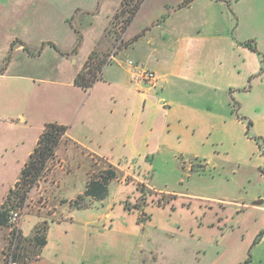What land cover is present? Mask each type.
<instances>
[{
  "label": "crops",
  "instance_id": "1",
  "mask_svg": "<svg viewBox=\"0 0 264 264\" xmlns=\"http://www.w3.org/2000/svg\"><path fill=\"white\" fill-rule=\"evenodd\" d=\"M114 1L112 8L107 6L108 15L101 31L97 33L92 29L108 0H79L78 3L74 0H50V23H62V26L73 31L74 36L69 46L63 49L57 42L50 40V46H47L53 62L50 71L61 74V69L66 68L65 65L72 66L65 88L73 89L78 95L81 93L82 98L74 109L65 110L63 117L51 118L44 123L65 126L67 131L65 139L55 153V163L50 165L46 176L38 183L39 186L30 192L25 208L27 210L30 207V195L37 193L42 196L45 192L48 193V198L44 201L55 204L57 211L49 214L46 219L24 212L20 224L21 234L28 237L41 221L47 222L46 245L32 264H133L134 252L141 248V245H138L136 230L117 222L113 213L118 209L127 217L137 215V227H143L151 220V216L145 211L148 204L143 211L148 219L142 223L138 222L140 211L134 208L125 209L127 199L131 196L124 197L118 204L110 203L109 185L113 182L108 185V194L103 200L85 198L88 207L71 208V202L85 191L90 169L86 172L82 189L73 193H67L70 190L67 189L62 193V181H70L73 174L71 167H65L64 160L60 157L59 149L62 146L65 147V152L70 147L78 148L87 159H104L126 175L129 173L135 180H139L145 175L143 166H147L149 157L170 150L174 144L182 152L181 147L186 146H182L184 141L191 143V146L199 143L204 146L205 142L209 141H226V137L219 139L221 132L226 131V123L220 118L210 123L208 129L202 132L203 127L199 125L202 109L199 104L212 101L226 106L228 103L231 114L235 116L234 121L240 127L243 144L252 145L253 148L255 146L259 151L256 153L254 150L255 152H250L249 155H259L260 162L255 169L260 177L264 178L260 173V168L264 166V157L256 142L246 135L245 122L240 121L232 111L236 104L237 114L250 121L255 134L264 139V132L259 131L264 130V65L261 62L264 58V0H193L181 8L178 6L186 0H158L154 11L150 13L153 20L129 36L128 32L137 23L142 7L149 1L144 0L125 36L129 41L142 30L151 28L110 59V63L102 70L101 79L86 95L74 85V79L94 50L105 54L102 50L107 51L111 45L112 39L108 31L110 20L122 0ZM163 17L162 21L156 23ZM88 35L92 37L90 47L81 52V46ZM78 36L80 44L72 54ZM16 40L18 39H11L8 43V53ZM246 43L258 53L245 46ZM182 46H186L184 50ZM204 47H207L206 53ZM20 49L24 52L22 45L14 46L10 60L12 54ZM204 54L206 59L216 60L219 69L212 68L211 65L207 68L206 64L201 62ZM127 60L139 63L156 73L159 79L157 86L152 89L132 84ZM9 64L6 66V72ZM50 85L59 87L64 84L61 79H50ZM171 89H174L173 93L180 98L178 101L165 97L166 90ZM96 90L98 92L92 97ZM103 93L107 94L112 102L110 108L95 100ZM120 113L123 114L122 117ZM221 125L224 127L221 128ZM38 136L39 134L33 147L27 149L26 159L19 161L20 170L32 153ZM246 156L238 149L237 157L245 159ZM204 162L208 164L205 160ZM18 178L19 176L15 177L1 194L0 206ZM48 179L50 191L43 188V183ZM114 182L125 187L132 186L135 190L132 194L139 193L136 190L137 185L134 188L133 183L124 182L122 179ZM141 184L146 186V183ZM172 201L157 208L171 205ZM43 203L42 201L40 204L44 205ZM171 207L174 210V207ZM223 210L220 206L215 209L218 217L216 222H210V226L224 225L222 213H219ZM56 213L58 218L55 217ZM27 217L32 219L30 224L26 222ZM5 233L6 229L0 228V253L5 242ZM259 258L264 260L263 256L259 255Z\"/></svg>",
  "mask_w": 264,
  "mask_h": 264
},
{
  "label": "rangeland",
  "instance_id": "2",
  "mask_svg": "<svg viewBox=\"0 0 264 264\" xmlns=\"http://www.w3.org/2000/svg\"><path fill=\"white\" fill-rule=\"evenodd\" d=\"M130 2L131 6L142 4L141 0ZM156 2L158 0L145 3L137 23L128 32L129 36L153 20L150 13L154 11ZM114 4V0H108L104 4L101 15L95 20V27L92 29L94 32L101 31L108 15L107 6L112 8ZM121 5L110 20L108 31L112 43L107 51L102 50L109 56L107 59L128 41L125 36L128 28L124 29L128 17L120 13ZM72 32L62 26V23H50V0H0V74H5L0 76V197L15 177L20 175L19 161L26 159L27 149L33 147L44 123L51 118L63 117L64 111L74 109L82 98L81 93L78 95L73 89L65 88L72 66L65 65L61 74L50 71L53 62L48 43L50 40L55 41L60 48H67L74 39ZM91 36L86 37L81 52L90 47ZM11 39H18L16 41L25 47L28 45V50L23 52L20 49L8 61L6 57L11 54H7ZM185 47L182 46V49ZM201 62L207 68L211 65L212 68L219 69V63L212 58L206 59L205 54ZM8 64L10 67L6 72ZM50 79H61L64 85H50ZM218 84L220 85L219 80ZM173 90H166L165 97L178 101L180 98ZM90 91L85 94L88 95ZM96 92L98 91L92 97ZM262 95L264 96L263 93ZM99 97L101 99L95 100L110 108L112 102L107 94L103 93ZM199 107L202 109V117H199L202 132L208 129L210 123L220 118L226 123V131L221 132L219 139L226 137V141H209L204 146L200 143L191 146V143L184 141L182 146H186L181 147L182 152L174 144L170 150L149 157L147 166H143L145 175H142V179L135 180L129 173H123L125 175L122 181L133 183L134 188L135 185L146 183V186L143 185L145 193L146 190H154L152 194L145 196L146 205L148 204L145 211L151 216V220L143 227L136 226L137 215L127 217L118 209L113 213L117 222L136 230L141 248L135 250L133 264H244L248 259L249 264H264V260L259 258V255L264 257V236L258 244L253 245L255 237L264 230V178L255 169L260 162L259 155H249L250 152L259 151L255 146L253 148L252 145L243 144L240 127L236 125L228 103L224 106L219 102H200ZM120 115L123 116L122 113ZM21 118L23 121H20ZM248 137L264 140L255 134L254 127H251ZM203 139L202 137L201 140ZM64 148L62 146L59 149L60 157L64 160L65 167H71L73 174L70 181H62L60 188L62 193L67 189H70L67 193H73L84 187L89 169V174L97 173L107 161L97 157L84 158L75 147L67 148L66 152ZM238 149L247 155L245 159L237 157ZM49 181L48 179L43 183V188L48 191ZM133 191L132 186L125 187L113 182L109 185V202L118 204L124 197L131 196L127 199V206L129 209L134 208L141 194H132ZM47 194L30 195V207L24 212L46 219L49 214L57 211L55 204L44 201L48 198ZM161 198L164 201H174L171 205L157 208L164 204H158ZM42 201L44 205L40 204ZM218 206L224 208L219 212L224 218V225L212 227L209 224L217 219L215 209ZM144 207L138 215L141 223L148 219L143 212ZM209 207L213 209L209 210ZM57 216L58 213L55 217L58 218ZM31 221V217H27V224ZM2 256L0 253V264Z\"/></svg>",
  "mask_w": 264,
  "mask_h": 264
},
{
  "label": "trees",
  "instance_id": "3",
  "mask_svg": "<svg viewBox=\"0 0 264 264\" xmlns=\"http://www.w3.org/2000/svg\"><path fill=\"white\" fill-rule=\"evenodd\" d=\"M142 3L144 0H141ZM193 0H186L178 6V8L184 7L191 3ZM130 0H123L121 5V14L127 15L128 19L124 29L126 30L137 12L140 9V5L131 6ZM227 4V3H226ZM228 5V4H227ZM118 15V14H117ZM115 17H117L115 15ZM161 20L157 21L159 23ZM155 23V24H156ZM151 27H148L142 30L138 35L134 36L131 40L125 42L119 46L116 51H114L110 56H117L123 49L127 48L133 42H135L139 37L143 36L146 31ZM124 30V31H125ZM15 44H20L23 46L24 51L27 48L19 41H15L11 45L9 53L13 50ZM80 44V37H77V41L72 54L77 51V47ZM50 46V44H48ZM249 47L254 52L258 53L257 50L249 44H244ZM8 53V54H9ZM9 55L7 59L9 61ZM107 54H99L97 51H93L85 61L81 70L77 73L74 79V85L83 90L84 92L90 91L93 86L101 79V74L103 68L110 63V59H107ZM262 65H264V58L261 60ZM264 69L262 68V72ZM261 74V73H260ZM251 81V79H250ZM233 113L240 120L246 124V135L248 136L249 131L252 127V123L246 118H243L237 114V107H233ZM67 127L61 126L56 123H46L42 132L40 133L36 145L28 157L26 163L24 164L17 182L13 185V188L10 189L6 198L0 206V228L7 229V214L8 211L13 205L20 208L27 207V199L29 198L30 192L37 187L38 183L46 176L48 168L50 165L55 163V153L57 152L60 144L65 139V134ZM256 142V145L260 149L264 157V140L261 138H253ZM260 173L264 177V166L260 168ZM123 172L118 169L116 166H113L110 163H105L104 167L97 173L90 174V177L87 180L85 191L81 196H78L74 201L71 202L70 207L73 209H84L88 207L85 202V198H91L96 201L103 200L108 194V185L114 181H120L123 178ZM136 190L141 194L138 202L134 206L135 210L141 211V208L146 205L145 196L146 194H152V191L146 190L143 188V184L137 185ZM170 200H165L161 198L158 204L164 202L168 203ZM125 209L129 210L127 204ZM139 223H141L138 220ZM47 222L43 221L42 223L35 226L32 233L28 237H24L20 231H18L17 243L14 249L12 261L15 264H32L39 257L42 249L46 245V233H47ZM264 236V230H262L254 239L253 245L259 243L261 238ZM249 259L244 262V264H249Z\"/></svg>",
  "mask_w": 264,
  "mask_h": 264
},
{
  "label": "built area",
  "instance_id": "4",
  "mask_svg": "<svg viewBox=\"0 0 264 264\" xmlns=\"http://www.w3.org/2000/svg\"><path fill=\"white\" fill-rule=\"evenodd\" d=\"M113 56H110L112 59ZM130 71V78L132 84L137 87L148 86L149 88H155L158 83V76L153 71L145 68L143 65L134 61L128 60L126 62ZM24 214V208L13 205L7 214V229H6V244L2 248V264H15L12 261L14 249L17 243L18 231H20V224Z\"/></svg>",
  "mask_w": 264,
  "mask_h": 264
}]
</instances>
